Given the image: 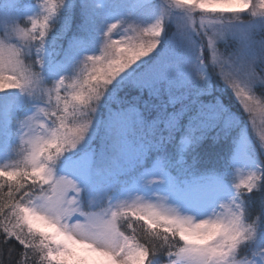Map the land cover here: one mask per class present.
I'll use <instances>...</instances> for the list:
<instances>
[{
    "label": "snow or ice",
    "instance_id": "6c2138e0",
    "mask_svg": "<svg viewBox=\"0 0 264 264\" xmlns=\"http://www.w3.org/2000/svg\"><path fill=\"white\" fill-rule=\"evenodd\" d=\"M0 264H264V0H0Z\"/></svg>",
    "mask_w": 264,
    "mask_h": 264
},
{
    "label": "trees",
    "instance_id": "16d2710c",
    "mask_svg": "<svg viewBox=\"0 0 264 264\" xmlns=\"http://www.w3.org/2000/svg\"><path fill=\"white\" fill-rule=\"evenodd\" d=\"M221 87H223V85H221ZM222 95L224 96L226 102L230 103L233 106L234 110L239 111V106L237 105L236 101L234 100L229 90H224L222 92Z\"/></svg>",
    "mask_w": 264,
    "mask_h": 264
},
{
    "label": "rangeland",
    "instance_id": "374dc122",
    "mask_svg": "<svg viewBox=\"0 0 264 264\" xmlns=\"http://www.w3.org/2000/svg\"><path fill=\"white\" fill-rule=\"evenodd\" d=\"M230 91V90H229ZM234 98V97H233ZM235 100V99H234Z\"/></svg>",
    "mask_w": 264,
    "mask_h": 264
}]
</instances>
